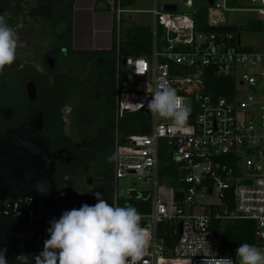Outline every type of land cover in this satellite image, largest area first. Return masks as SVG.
<instances>
[{
    "label": "built area",
    "instance_id": "1",
    "mask_svg": "<svg viewBox=\"0 0 264 264\" xmlns=\"http://www.w3.org/2000/svg\"><path fill=\"white\" fill-rule=\"evenodd\" d=\"M163 6L154 4L145 12L153 19L149 53L123 56L119 50L122 15L138 11L114 4V118L117 122L125 114L145 111L149 129L115 141L112 204L132 194L138 201H149V211L141 213L149 244L139 264H215L224 257L215 225L222 228L238 220L254 223L256 247L264 250V0L247 9L227 8L226 0L206 4L209 27L233 26L211 22L209 6L258 14L253 19L262 23L259 49L242 47L235 33L202 32L192 0L184 2V13L165 12ZM205 67L230 75L232 94L206 93ZM160 80H167L191 108L183 128L146 107ZM241 91L247 95L237 100ZM141 102L145 107L131 105ZM121 179L139 182L143 188L133 187L122 196L116 189ZM245 180L251 185L241 184ZM176 193L182 195L180 200ZM176 222L181 223L180 235ZM164 224L175 228L170 248L166 231L158 235V226Z\"/></svg>",
    "mask_w": 264,
    "mask_h": 264
},
{
    "label": "flooded vegetation",
    "instance_id": "2",
    "mask_svg": "<svg viewBox=\"0 0 264 264\" xmlns=\"http://www.w3.org/2000/svg\"><path fill=\"white\" fill-rule=\"evenodd\" d=\"M58 3L0 0V14H8L19 36L17 59L0 74V137L25 125L32 137L44 138L54 163L51 180L66 200L46 194L0 199V226L8 223L18 232L11 248L0 242L8 264H19L20 255L35 264L50 221L85 203L94 205L96 193L106 201L110 194L105 178L93 174L112 145L110 89L92 51L62 38Z\"/></svg>",
    "mask_w": 264,
    "mask_h": 264
},
{
    "label": "clouds",
    "instance_id": "3",
    "mask_svg": "<svg viewBox=\"0 0 264 264\" xmlns=\"http://www.w3.org/2000/svg\"><path fill=\"white\" fill-rule=\"evenodd\" d=\"M18 46L19 36L8 23V14H0V74L16 61ZM131 105L145 107L142 102ZM146 107L158 118L171 120L180 128L186 126L191 113L184 98L167 80L157 82ZM36 188L41 191L39 182ZM96 200L94 205L85 203L49 222V238L44 241L43 251L34 257L35 264H139L142 261L149 244L141 226L142 214L130 205L108 203L101 193H96ZM6 251L0 250V264H8ZM17 260L19 264H31L25 255L17 256ZM215 264H264V250L243 243L236 249L235 261L221 257Z\"/></svg>",
    "mask_w": 264,
    "mask_h": 264
},
{
    "label": "trees",
    "instance_id": "4",
    "mask_svg": "<svg viewBox=\"0 0 264 264\" xmlns=\"http://www.w3.org/2000/svg\"><path fill=\"white\" fill-rule=\"evenodd\" d=\"M75 0H58L60 7L58 13L62 23L61 36L68 42L72 39V14ZM49 2V0H48ZM135 0H119L121 7H131ZM201 4L198 2L193 3L194 7H199ZM261 21L257 19L249 20L244 26V30L249 33L259 34L261 31ZM235 44V41H233ZM151 48V29L147 26H124L121 30V40L119 45L120 53L123 56L132 55H145L148 54ZM248 49V48H247ZM116 46L115 44L108 51H92L90 55L95 56L99 64L100 71L104 76L102 80L103 85H107L110 89L111 99V113H110V134H111V149L108 152L104 165L99 168L96 173L103 176L109 186L108 203L112 204V162H113V149L115 141L122 142L126 136L132 134H144L149 129V118L145 111H136L125 114L120 117L117 122L114 118V55ZM86 53H83L84 55ZM88 55V54H87ZM204 85L205 92L213 96H227L234 91V79L227 74L218 71L214 67H205ZM111 157V159H110ZM161 168V175L164 171ZM132 194L129 198H121L118 200V206H133L140 213H147L149 211V201H138ZM222 240L220 255L230 257L236 260V249L240 244L248 243L256 246L255 239V225L250 221H234L225 224L222 228L218 224L215 225ZM215 228V229H216ZM166 231L165 238L168 248L172 247L175 242L174 225L164 224L158 226V235L163 236Z\"/></svg>",
    "mask_w": 264,
    "mask_h": 264
},
{
    "label": "water",
    "instance_id": "5",
    "mask_svg": "<svg viewBox=\"0 0 264 264\" xmlns=\"http://www.w3.org/2000/svg\"><path fill=\"white\" fill-rule=\"evenodd\" d=\"M196 10V25L202 32L231 34L236 32L235 26L209 27L207 5L212 0H204ZM174 4L163 6L165 12H175ZM239 39V36H238ZM239 43V41H238ZM48 142L39 136L32 137L28 128L24 125L15 131H9L0 137V199L15 197L35 198L39 194L49 195L58 202L66 201L60 198L56 187L51 180L54 171V163L46 151ZM39 182L41 192L36 185ZM241 184L251 185L250 180ZM211 193V190H208ZM182 195L176 193V199ZM91 203V202H90ZM96 203V202H94ZM175 226L180 235L181 223L176 222ZM18 239L16 227L5 223L0 226V242L7 248L15 245Z\"/></svg>",
    "mask_w": 264,
    "mask_h": 264
},
{
    "label": "rangeland",
    "instance_id": "6",
    "mask_svg": "<svg viewBox=\"0 0 264 264\" xmlns=\"http://www.w3.org/2000/svg\"><path fill=\"white\" fill-rule=\"evenodd\" d=\"M186 0H135L134 4L127 8V10L138 11V13H125L122 15V27L123 20H130V25L135 26H147L150 29L153 27V19L150 14L145 13L153 8L154 4H156L157 8L162 7L164 4L172 3L177 6V13L187 12L184 6V2ZM193 3L198 2L202 4L204 0H192ZM258 6V0H226L227 8L234 9H247V8H255ZM194 7V6H193ZM197 7H194V9ZM209 13L211 15V22L215 21L219 24L224 25H233L236 27L235 34L239 36L240 45L242 47H246L248 49H259L260 43L263 41L260 34L257 33H249L244 30L243 26L253 18H257L259 15L253 12L246 11H231V12H223L222 10L214 9L212 6H209ZM247 95V92L241 91L236 95L237 100L244 99ZM122 117V116H120ZM163 154H165V147L161 148ZM105 159L102 160V163L96 165L94 168L93 174L104 165ZM112 169V168H111ZM143 188L142 184L139 182L133 183L132 180L121 179L116 182L117 192L126 196V191L133 188ZM207 201H216L215 198H209Z\"/></svg>",
    "mask_w": 264,
    "mask_h": 264
},
{
    "label": "crops",
    "instance_id": "7",
    "mask_svg": "<svg viewBox=\"0 0 264 264\" xmlns=\"http://www.w3.org/2000/svg\"><path fill=\"white\" fill-rule=\"evenodd\" d=\"M117 2L119 0L74 1L72 41L76 49L105 52L116 45L117 29L113 9ZM127 8L129 7L124 9ZM130 24V20H123V27L131 26Z\"/></svg>",
    "mask_w": 264,
    "mask_h": 264
}]
</instances>
